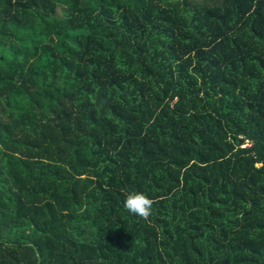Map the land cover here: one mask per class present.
I'll use <instances>...</instances> for the list:
<instances>
[{"label":"trees","instance_id":"obj_1","mask_svg":"<svg viewBox=\"0 0 264 264\" xmlns=\"http://www.w3.org/2000/svg\"><path fill=\"white\" fill-rule=\"evenodd\" d=\"M0 264H264V0H0Z\"/></svg>","mask_w":264,"mask_h":264},{"label":"clouds","instance_id":"obj_2","mask_svg":"<svg viewBox=\"0 0 264 264\" xmlns=\"http://www.w3.org/2000/svg\"><path fill=\"white\" fill-rule=\"evenodd\" d=\"M154 201L141 192H130L124 200V208L134 216L148 220L152 214Z\"/></svg>","mask_w":264,"mask_h":264},{"label":"rangeland","instance_id":"obj_3","mask_svg":"<svg viewBox=\"0 0 264 264\" xmlns=\"http://www.w3.org/2000/svg\"><path fill=\"white\" fill-rule=\"evenodd\" d=\"M61 10H62L61 15H62V14H64V9L62 8ZM247 143L249 144V142H247Z\"/></svg>","mask_w":264,"mask_h":264}]
</instances>
